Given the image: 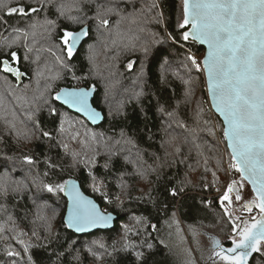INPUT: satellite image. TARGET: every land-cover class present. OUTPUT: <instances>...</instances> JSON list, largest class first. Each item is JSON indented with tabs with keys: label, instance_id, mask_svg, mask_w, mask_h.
<instances>
[{
	"label": "snow or ice",
	"instance_id": "obj_1",
	"mask_svg": "<svg viewBox=\"0 0 264 264\" xmlns=\"http://www.w3.org/2000/svg\"><path fill=\"white\" fill-rule=\"evenodd\" d=\"M34 3L37 6H33V0H17L16 6L11 7L4 4L0 8V26L11 27L12 32L17 34V40L21 37L26 40L29 35L34 37L38 29L49 35L59 29L61 33L59 46L62 55H56L55 52L52 54L61 68L71 73L72 78L77 80L87 77H77L73 65L68 62L79 55V49L85 43L92 39L96 40V43L88 46L87 59L91 65L89 69L91 75L96 67L94 54L98 47L102 46L106 51H110L112 50L110 46H121L115 38L102 39L104 33H107L108 37L121 38L124 35L121 33V24L125 21L137 25L139 31L144 32L146 29L141 25L144 23L145 12L158 8L154 0L138 12L135 11V0H34ZM121 3L125 7L131 5L134 10L127 15L123 14ZM45 8L49 11L55 8L57 20L67 19L84 26L73 30L60 28L57 20H50L47 17L43 20L32 19L33 15L38 16ZM13 16L31 22L25 28L8 25L7 18ZM111 17H118L114 29ZM153 19L157 17L153 16ZM89 21L92 23L89 24ZM157 22L160 23L162 20L157 19ZM92 25H95V35ZM176 28L178 29L176 34L167 29L162 36L157 32H151V40L141 44L140 49L144 59L149 61L147 65L149 69L153 62L159 63L162 60L161 83L167 82L166 74L171 70L185 86L183 103L185 106L194 105L191 108L193 123L189 125L186 120L178 117L179 102L175 108L168 110L158 100L157 111L167 118L161 126L164 135L159 144V148L164 152L163 161L161 162V157L156 153H152V157L158 162L156 167L143 168L128 156L124 158L125 163H132L136 174L141 178L146 179L149 172L157 174L159 178L160 169L176 164L178 158L179 162L183 163L194 150L197 157H204L201 133H207L217 143H222L223 152L216 158V168L225 172L228 182L223 185L224 190L216 200L222 210L218 218L223 222L222 230L226 232L225 240L228 243L222 244L219 239L210 236L211 249L207 264H253V261L255 264H264V0H181V13L177 18ZM154 45H167V47H161L153 52ZM197 45L204 48L202 54L200 47H195ZM9 46L10 44L6 43L0 47ZM122 47L127 48L129 45L123 44ZM131 47L135 48L136 45L133 44ZM9 55L10 60L0 59V73L11 74L17 79L22 78L26 73L20 67L13 66L18 63L17 53L12 51ZM135 63L129 61L126 65L127 69L132 70ZM60 78L61 75L57 74L52 79ZM198 81L202 83L198 84ZM133 83L138 84L140 90L134 89L131 98L139 102L145 96L143 85L147 83L146 65L143 62ZM198 88L204 95L197 97ZM33 92L31 100L27 97L18 99L35 105L36 112L46 107L49 116L53 117V123L59 122L57 132L61 135L66 132V124L70 128H75L76 125L84 127L82 121L69 116L67 111L61 112V108L79 113L93 124L106 119L99 101L94 96L97 92L95 85L60 88L53 92L51 84H46L40 89L37 80V88ZM56 102H59V105ZM103 102L108 108L109 116L123 114V105L113 107L107 94ZM141 111H144L143 106ZM29 118L31 119V115ZM11 129L15 131L17 140L31 141L40 137L49 141L53 139L52 133L40 129L38 123L36 131L39 132V136L36 132H20L15 129L14 124L11 125ZM176 129L180 131L177 132ZM77 136H79L78 130L72 135V139L75 140ZM84 136L85 139L79 141L82 151L65 153L71 157L69 168L79 169L82 166L87 170V175L81 172L79 185L74 179L52 181L51 175H59L64 171V166L58 165L52 158L45 161L46 167L42 173L35 169L37 162L31 155L19 157V165L15 156L4 155L3 160L0 161V198L28 195L37 209L44 210L43 215L40 211L36 213L37 219L42 221V227L47 233L43 239H50L55 235L52 222L58 213L53 208L51 215H48L47 209L51 206L46 202V198L52 195L59 196L62 193L67 197V215L62 218V226L74 233L89 232L93 228L107 226L113 220L111 212L102 211L93 199L81 191L84 184H88L93 192L99 193L108 204L115 205L121 211L125 209V197L116 194L111 198L108 182L101 179L92 169L96 166L95 157L99 154L100 147L106 150L108 157V162L103 166L107 172L112 159L125 151L124 145H131V148L137 149L138 158L141 155L139 146L132 137L126 136L123 130L120 139L107 137L104 132L89 133L87 130ZM149 139H152L151 135ZM63 147L67 149L68 145L63 144ZM185 147L187 154L184 153ZM89 152L92 155H89ZM225 156L227 161L224 159ZM209 159L205 157L203 161L205 172L209 171ZM187 166L192 168L190 164ZM212 176L213 183H218L219 178L215 171L212 172ZM120 179L121 183L116 186L123 193L125 190L123 175ZM189 184H191L190 180L181 181L179 187L171 188L168 194L176 198L184 193L185 187ZM217 191L220 189L217 188ZM212 203L207 201V204ZM0 217H5L3 222H0V241L15 240L21 246L20 251L14 250L10 244L6 246L5 254L12 258L11 264H21L24 256H27V260L23 261V264H38L31 251L34 248L44 247L41 244H34L31 240V237L36 240L42 239L38 231L33 228L29 237L28 232L18 229L16 221L7 214V208L3 205H0ZM172 218L175 219L174 212ZM133 219L136 225H142L143 218ZM32 223L35 224L36 220ZM122 227L124 229L122 239L125 243L118 249L116 243L111 247L113 251L127 253L133 247L127 242L128 234L133 232V227L129 225ZM151 228L158 230L155 224L151 225ZM141 230L142 228H136L133 234L138 235ZM56 239L59 241L58 236ZM181 239L183 240V237ZM75 243V240L71 241L69 248L71 249V245ZM147 247L151 249L153 245L149 243ZM97 248L111 255L108 246L101 240L92 241L86 250L96 259H100L101 254L96 251ZM187 251L191 255V250ZM144 257L143 252L135 253L136 264H147ZM76 259L79 257L77 256ZM187 264H196V261L190 259Z\"/></svg>",
	"mask_w": 264,
	"mask_h": 264
},
{
	"label": "trees",
	"instance_id": "obj_2",
	"mask_svg": "<svg viewBox=\"0 0 264 264\" xmlns=\"http://www.w3.org/2000/svg\"><path fill=\"white\" fill-rule=\"evenodd\" d=\"M154 2L158 5V8L153 9L151 12H145L143 17L144 23L141 26L146 31L140 32L137 25L125 21L121 24V33L124 34L121 38L115 36L108 37L107 33H104L102 39L115 38L117 39L118 45L121 46H110L112 48L110 51H106L102 46L98 47L94 54V63L100 69L96 72L93 71L91 75L89 74L91 65L86 58V48L89 44L96 43V40H89L79 49V55L68 63L73 65V71L77 77L88 74L86 77L89 78L78 79L77 82L71 76H68L70 73L61 68L56 57L52 54L55 52L57 55L56 48L58 45L55 40H59V35L61 34L59 29H56L51 35L38 29L34 37L29 35L26 40L23 37L17 40V34L12 32L11 27L7 25L0 26V46L6 43L10 45L14 44L10 49L8 47H0V59L8 58L10 60L9 53L15 51L18 56V67L27 74V79L20 86H17L16 82L10 76L0 73V88L1 90L4 89V95L8 99V102L6 100H0V121L4 122L7 126L9 125L8 127L10 129L11 125L14 124L15 127L22 126L24 131L36 132V135L39 136V132L36 131V125L38 123L40 129L51 132L53 136L51 141L43 137L39 139L33 138L31 141L23 139L17 140L15 131L11 129L8 133H11L10 136L12 138L5 135V133L0 137V161L3 160L4 155L15 156L18 158L16 163L19 165V157L31 155L37 162L35 169L42 173L45 171V161L48 158H52L55 163L64 166L62 173H59V175H51L52 181L75 179L80 183L81 172L87 175V170L83 169L82 166L79 169L69 168L68 165L71 163V157L65 155V153L66 151H82L79 141L85 139L84 133L86 130L89 133L104 132L107 137L114 139H120V134L123 130L126 136L132 137L136 141L141 150V155L138 158L137 149L131 148V145H124L125 151L112 159L107 172L103 167L108 162L106 150L100 147L98 150L99 154L95 157L96 166L92 170L101 179H105L108 182L109 196L111 198H114L116 194H122L125 197V209L123 211L116 208L115 205L108 204L99 193L93 192L88 184H84L81 187L83 192L92 197L102 210L111 212L117 216V221L111 231H97L86 236H77L69 232L66 227L62 226L66 200L61 193L59 196L52 195L46 198L47 204L51 206L47 209V214L51 215V209L58 207L56 209L58 215L52 222L53 233L55 235L50 239H43L47 233L42 227V221L37 219L36 213L40 211L41 215H43L44 210L37 209L28 198V195L23 197L10 195L8 198H0V205L7 208V214L14 218L18 229L28 232L30 237L31 231L35 228L42 237L40 240L31 237L34 244L44 245V247L31 250L38 264H136L135 253L137 252H143L145 254L144 258L147 260V264H176L172 259V252L166 244L168 243V231L171 228L170 219L173 212L175 213V208H178L182 218L188 223H191V225L193 224L194 227L199 223L203 226H213L218 223L220 209L217 205L206 204V195L209 194V191L205 190L203 185L205 182L210 187L214 184L213 171L216 172L219 178L216 184H219L224 176L223 171H219L216 168V158L220 155L219 145L207 133H201L204 143V157H197L194 150L190 156L184 159L183 163H180L178 158L176 164L160 169L159 178H157V174L151 172H149L146 179L141 178L136 174L132 163H125L124 158L128 156L131 160L136 161L138 165H142L143 168H148L149 166L156 167L158 162L154 160L151 155L152 153H156L157 156L161 157V162L163 161L164 152L163 149L159 148V144L164 135L161 131V126L167 118L163 117L161 113H158V100L168 110L175 108L179 102L180 107L177 109L178 117L186 120L189 125L193 123L191 119V108L194 105L185 106L183 103L185 86L172 74L171 70L166 74L167 82L161 83L160 77L162 69L160 65L162 60L159 63L153 62L149 69L147 67L149 61L144 59L143 52L140 49L141 44L151 40V32H157L161 36L164 35L166 29L174 34L178 32L176 24L177 18L181 13V0H154ZM151 3H153V0H135V11L138 12L142 7ZM4 4H7L9 7L16 6L17 0H0V8ZM33 6H37L34 0ZM120 7L125 15L134 10L131 5L125 7L122 3ZM73 14L75 15L76 13ZM91 14L89 13V15ZM153 16L162 20V22L158 23L157 19H153ZM45 17L50 20H57L55 8H51L50 11L48 8H45L38 16L33 15L32 19L43 20ZM7 19L8 25L18 26L20 28H25L31 22L30 20H20L16 16ZM117 19L118 17H111L113 29L115 28V21ZM57 23L60 25V28L73 30H78L84 26L67 19L57 20ZM88 23L91 24L92 22L89 21ZM92 27L93 34L95 35V25H92ZM133 37H138V39H133ZM13 40L16 42L12 43ZM23 41L28 48L24 47V45H17ZM123 44H128L129 47L123 48ZM133 44L136 45L135 48L131 47ZM161 47H167V45H154L153 52H156ZM195 47L200 46L197 45ZM203 51V48L200 47L201 54ZM25 57H28V59H25ZM129 61L136 62L132 70L126 67ZM141 62L146 65L147 83L143 85L145 96L138 102L136 99L131 98V94L134 89L137 91L140 90V86L133 82L139 73ZM172 63L173 67H175V61ZM32 67H35V69L39 67V69L36 72ZM55 69L60 74L65 72L63 74L65 77H62L57 85L53 87V92L58 91L60 88L72 87L74 83H81L79 87L96 86L97 92L95 97L99 101V105L103 109V114L106 117L99 126L92 127L81 116L70 112L66 108H61V112L67 111L69 116L82 121L84 127L81 128L79 125H76L75 128H70L66 124V132L63 135L57 132L59 122L57 121L56 124L53 123V117L49 116L46 107L42 108L39 112H36V109L32 108L29 111L28 109H24V111L28 112V116L22 120L23 123L19 122V120L17 122L13 121L10 117L4 116L6 110L11 112V100H9V96L12 99L15 96L13 95L14 93L17 95V92L27 88L26 84L32 82V73H38L39 75L43 73L42 77L46 78L50 70L53 72L52 70ZM49 81L45 79L41 86L44 87L46 84H50ZM199 83H202V81H198ZM30 86L32 87V85ZM110 87L114 88L116 92L110 90ZM32 91L27 90V93L21 95L28 97L29 92L33 96L34 92ZM106 93H108L107 96H110L108 100L109 102H113V107L123 105V114L115 116L108 115V108L103 102ZM202 95L204 94L198 88L197 97ZM57 105L59 104L57 103ZM142 106L143 112L141 111ZM205 108H207V105H205ZM20 110L23 109L20 108ZM32 113H35V115H32ZM30 115L31 119L29 118ZM77 130L79 131V136L73 140L72 135ZM176 131L179 132L180 130L176 129ZM150 135L152 139H149ZM60 136L65 138L61 140ZM63 144H67L68 148L65 149ZM129 149L131 150L129 151ZM184 153L187 154V147L184 148ZM89 155H92V153L89 152ZM205 157L210 158L208 163L209 171L207 172H205L203 163ZM189 164L192 165L191 169L187 166ZM122 175L125 185L123 193L116 186L118 183H121L120 177ZM189 180L191 184L185 187L184 193L180 196L172 198L168 194L171 188L179 187L181 181ZM34 192L35 190L33 189ZM198 193L203 194V196L200 197ZM141 197L142 199H140ZM166 205L167 207H165ZM134 217L143 218L142 225H136L135 219H133ZM4 219L5 217H0V222H3ZM33 220H36L35 224L32 223ZM153 224L157 226L158 230L151 228ZM123 225L133 227V232H130L127 237V242L133 245V247L127 253L113 251L111 247L113 243H116L118 249L121 244L125 243L122 239L123 235L120 234L121 231L124 234ZM136 228H142L138 235L133 234ZM7 235L10 236L12 234ZM56 236L59 237V241H57ZM29 237H25V239H29ZM217 238L219 239V237ZM73 240L76 243L71 245L70 249L69 245ZM94 240H101L105 243L111 255L103 253L102 249L97 248L96 251L101 254V258L96 259L95 256L87 252V246ZM149 243L153 245L151 249L147 247ZM9 244L14 250H21V246L15 240L0 241V264H11L12 262V258L5 254V248ZM77 256L79 259H76ZM26 260L27 256H24L23 261ZM23 261L21 264H23ZM204 262L207 264V261ZM253 264H255V261H253Z\"/></svg>",
	"mask_w": 264,
	"mask_h": 264
},
{
	"label": "rangeland",
	"instance_id": "obj_3",
	"mask_svg": "<svg viewBox=\"0 0 264 264\" xmlns=\"http://www.w3.org/2000/svg\"><path fill=\"white\" fill-rule=\"evenodd\" d=\"M55 41L57 42V45H58V47L56 48L57 55H62V53L60 52L59 40H55ZM17 45H19V46L24 45V47L28 48L27 46H25L24 41L22 43H18ZM12 46H14V44L10 45L8 48L10 49V47H12ZM15 47H18V46H15ZM86 50H87L86 52L88 55V47L86 48ZM64 55H66V54H64ZM87 55H86V58H87ZM49 56H50V54H49ZM38 69H39V67H36V69H35V67L33 68V70L36 72L38 71ZM98 69H100V67H95L94 72H96ZM52 71L53 72H51V70H50L49 74L46 75V78L42 77L43 73L40 75L38 73H34V74L32 73V82L26 84L27 88L17 92V95L14 93L13 95H15V96L12 95L13 96L12 99H10V96H9V100H11L10 101L11 112H8V110H6L4 113V116L10 117L11 120L16 121V122L18 120H19V122H22V120L28 116L27 115L28 112L24 111V109H28V111L30 108L36 109L35 105L29 104V103H24L23 100L18 99V98L23 97V95H21V94L27 93L26 92L27 90L36 89L37 88V80H39L40 89L44 88L41 85L45 79L50 80L49 83L52 85V88H53L55 85H57V83L60 81V79L62 77H65V75H63V74H65V72H62L60 74V72L56 69L52 70ZM57 74H60L61 78L60 79H52L53 77H56ZM68 76H71V78H72L71 73ZM85 76H88V74L87 75L83 74V76H79V77H85ZM87 78H89V77H87ZM81 79H83V78H81ZM73 80L76 82L78 81L76 79H73ZM30 85H32V87ZM80 85H81V83H74L72 85V87H79ZM33 87H34V89H33ZM110 90H112L113 92H116V90L112 87H110ZM117 92H119V90H117ZM4 94H5L4 89L1 90V88H0V100H6L8 102V99H6V95H4ZM28 94L30 97L28 96L27 98L31 99L32 98L31 94L29 92H28ZM106 94H108V93H106ZM108 97H110V96H108ZM110 103L112 105H114L113 102H110ZM15 106H17L16 109H15ZM20 108H22L23 110H20ZM22 123H20V124H22ZM8 126L5 125L4 122L0 121V137H2L1 135H3L4 133H5V135L11 137L10 136L11 133H8V131H10L11 129ZM15 128H16V130H19L20 132H24V129L22 126H17ZM60 138L62 140L65 137L60 136ZM218 145H219L218 148H219L220 154H222L223 144L218 143ZM102 151H103V149H102ZM224 159H225V161H227V156H225ZM223 176H224V178H223V180H221L219 182V184H213L211 187L208 186L207 184H205L207 182L204 183L203 187H205V190L209 191V194L206 195L207 201L213 202L212 204H207V202H206L207 205H217V207L219 208V203L216 200V197H218L223 192V190H224L223 185L226 182H228V176L225 174V172H223ZM217 188H219L220 191H217ZM198 195L200 197L203 196V194H199V193H198ZM53 208L57 209L58 207H53ZM221 211L222 210L220 209L219 212H221ZM170 223H171V228L168 231V243H166V244L170 248V250L172 252V254H171L172 259L174 260V262L176 264H187V261H189L190 259L195 260L196 264H205L204 261H207V257L209 255L210 249H211V241L209 239L210 236H214L216 238L219 237V240H221V242H223V243L227 242L225 240L226 232L222 230L223 229V222L220 221L219 218H218V223L216 225L203 226L199 223V224H197L196 227H194L193 224L191 225V223H188L187 221H185L181 216L180 210H178V208H175V219L173 220V218L171 217ZM120 234L123 235V231H121ZM182 237H183V240L181 239ZM187 250H191V255H189V251H187Z\"/></svg>",
	"mask_w": 264,
	"mask_h": 264
},
{
	"label": "water",
	"instance_id": "obj_4",
	"mask_svg": "<svg viewBox=\"0 0 264 264\" xmlns=\"http://www.w3.org/2000/svg\"><path fill=\"white\" fill-rule=\"evenodd\" d=\"M201 48H203V47H201ZM203 50H204V48H203ZM13 66H17L18 67V64L17 63H15ZM5 75H7V76H10L15 82H16V85L17 86H20L22 83H23V81L25 80V79H27V74L25 75V76H23L22 78H20V79H17L15 76H13V75H11V74H5ZM65 88H67V87H65ZM95 94L96 93H94V96H95ZM58 104H59V102H57ZM70 112H72V113H74V114H77V115H79V116H81L89 125H91L92 127H97V126H99L103 121H101V122H99L98 124H93V123H91L90 121H88V120H86L81 114H79V113H75L74 111H72V110H69ZM75 180V179H74ZM77 181V180H76ZM77 184L79 185L80 183L77 181ZM81 191L83 192V190L81 189ZM84 193V192H83ZM85 194V193H84ZM63 195V194H62ZM86 195V194H85ZM86 196H88V195H86ZM63 197H64V199L67 201V197H65L64 195H63ZM88 197H90V196H88ZM91 199H93L92 197H90ZM94 200V199H93ZM95 201V200H94ZM96 202V201H95ZM97 203V202H96ZM97 205L99 206V204L97 203ZM100 207V206H99ZM100 209H101V207H100ZM102 210V209H101ZM102 211H104V210H102ZM105 212V211H104ZM112 214V216H113V220L109 223V225H107V226H104V227H99V228H93V229H91L89 232H84V233H74L72 230H70V229H68L67 228V230L69 231V232H71V233H73V234H75V235H77V236H86V235H90V234H93V233H95V232H97V231H111L113 228H114V225H115V222L117 221V216L115 215V214H113V213H111ZM67 215V207L65 208V213H64V216L63 217H65Z\"/></svg>",
	"mask_w": 264,
	"mask_h": 264
},
{
	"label": "flooded vegetation",
	"instance_id": "obj_5",
	"mask_svg": "<svg viewBox=\"0 0 264 264\" xmlns=\"http://www.w3.org/2000/svg\"><path fill=\"white\" fill-rule=\"evenodd\" d=\"M222 244H227V242L226 243H222Z\"/></svg>",
	"mask_w": 264,
	"mask_h": 264
}]
</instances>
